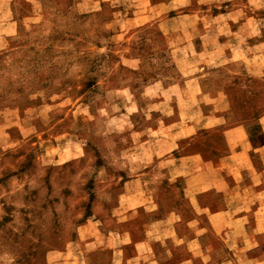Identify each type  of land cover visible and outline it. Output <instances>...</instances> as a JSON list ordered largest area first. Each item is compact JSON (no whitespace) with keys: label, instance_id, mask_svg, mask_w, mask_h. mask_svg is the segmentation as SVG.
Instances as JSON below:
<instances>
[{"label":"rangeland","instance_id":"374dc122","mask_svg":"<svg viewBox=\"0 0 264 264\" xmlns=\"http://www.w3.org/2000/svg\"><path fill=\"white\" fill-rule=\"evenodd\" d=\"M263 114L264 0H0V264H210L148 233L152 213L190 210L162 150L216 160ZM142 172L155 204L117 223L122 180ZM115 225L122 254L96 231ZM226 235L202 238L219 264H264V233L232 250Z\"/></svg>","mask_w":264,"mask_h":264},{"label":"crops","instance_id":"0c3cea01","mask_svg":"<svg viewBox=\"0 0 264 264\" xmlns=\"http://www.w3.org/2000/svg\"><path fill=\"white\" fill-rule=\"evenodd\" d=\"M229 23L228 20L223 24ZM251 123L258 128H250L248 125L251 124H245L247 128L244 124L232 128V133L227 135L226 150L216 160L204 161L201 153L172 158L175 145L162 150L163 153H168L162 162H170V169L167 171L171 175L168 179L174 180L173 183L176 180L178 183L182 182L180 197L190 206L186 217L182 211H168L160 216L151 214L152 226L148 233L161 236L165 234L163 240L157 237L162 246L169 244L167 237L178 243L190 242L188 244L195 245V249L205 248L210 253V264H219L220 256L216 249L220 246L213 245L211 241L204 245L202 238L205 234L231 236L230 242L228 237L222 239L224 245L221 248L232 250L239 249L240 246L246 248L244 243H249L254 240V236L264 233V114ZM146 152L150 153L148 147ZM183 167L190 172L180 171ZM162 170L165 172L164 167ZM148 172L122 180L117 203L110 213L117 216V223L121 222L120 216L132 215L146 203L155 204V191L159 182L151 175L148 176ZM172 172L175 174L172 175ZM207 196L210 197L211 204H208ZM96 231L101 237V245L114 249L115 254H122L123 245L129 243L124 235L127 231L121 225ZM145 243L151 244L150 239ZM251 247L255 246H248V249ZM118 255L120 257L116 264H162L157 255H153L151 261H143L140 255H132L127 262ZM251 260L248 259L247 262L251 263ZM258 262L261 263L262 260Z\"/></svg>","mask_w":264,"mask_h":264}]
</instances>
